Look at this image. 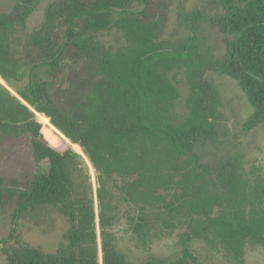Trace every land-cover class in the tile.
<instances>
[{"label":"trees","instance_id":"obj_1","mask_svg":"<svg viewBox=\"0 0 264 264\" xmlns=\"http://www.w3.org/2000/svg\"><path fill=\"white\" fill-rule=\"evenodd\" d=\"M217 2L223 12L215 25L233 37L221 59L193 35L160 43L157 24L130 0H59L25 38L23 51H37V58L23 61L19 35L30 10L17 5L0 14V137L27 136L37 166L1 242L4 264H99L91 185L75 148L96 173L102 264H133L114 232L122 221L142 246L181 230L177 259L150 255L142 264H199L190 251L194 241L235 261L249 245L264 247L260 169L247 173L239 158L204 165L194 151L198 141L214 140L217 133L221 103L206 80L209 72L237 83L252 108L247 129L264 124V0ZM186 16L194 33L203 16ZM108 35L115 46L107 45ZM69 51L89 77L79 92L66 98L61 90L65 98L55 100L48 78L62 73ZM173 71H182L189 91L181 118ZM35 113L60 136L38 123ZM45 207L70 224L65 243L50 254L25 243L15 229L25 215Z\"/></svg>","mask_w":264,"mask_h":264},{"label":"rangeland","instance_id":"obj_2","mask_svg":"<svg viewBox=\"0 0 264 264\" xmlns=\"http://www.w3.org/2000/svg\"><path fill=\"white\" fill-rule=\"evenodd\" d=\"M58 1L0 0V14L12 12L17 5L19 9L30 10L24 30L19 35L22 46H19L18 57L23 61H28L31 57L37 58V51H23L25 50L23 46L25 38L32 31L40 28L47 6ZM130 1L133 9H140L145 19L157 24L160 43L171 44L193 35L203 48L210 47L215 58L221 59L225 53L226 43L233 41V37L224 36L215 25L216 18L223 12V8L217 0ZM199 12L204 20L192 33L190 20L186 18V15ZM105 40L108 42L107 45L115 46L117 44L113 35H108ZM62 67V73L57 72L53 79L48 78L55 84L51 90V95L55 100L61 99V90L66 92V98L71 96L72 92H79L89 77V71L85 68L84 63L75 60L73 51L65 54ZM169 76L179 91L175 112L181 118L186 112L189 91L182 71H173ZM206 80L216 88L221 103L218 109L217 133L214 140L198 141L194 147L195 153L198 154L204 165H214L228 159L239 158L247 173L252 167H256L260 169V174L264 177V124L254 129L245 127L247 119L251 116L252 108L237 83L230 77L209 72L206 74ZM12 93L14 94L13 91ZM65 97L63 95L62 98ZM38 116L36 113L34 114L38 123L60 136L50 123L51 127L45 119L39 120ZM75 149L82 155L87 167V173H85L89 176L92 193V199H90L95 211L98 263L102 264L96 173L82 151L78 148ZM80 166L84 168L83 163H80ZM40 168L46 171L48 161H43ZM36 172L37 166L30 151V140L27 136L0 137V264L5 263V256L1 252L4 246L1 242L6 240L10 233L12 216L19 202V192L28 186ZM69 226L68 218H65L54 208L45 207L35 208L29 216L25 215L17 222L15 229L16 234L25 243L33 248H38L44 254H50L55 253L65 243V234ZM180 231L177 229L172 233H162L153 243L142 246L135 237L126 231L124 221L114 230L118 245L129 254L133 264L145 263L150 255L170 261L177 259L181 254L178 245ZM190 251L199 264H264V247L262 246H247L240 261L228 258L219 248L211 247L202 241H194L190 246Z\"/></svg>","mask_w":264,"mask_h":264},{"label":"water","instance_id":"obj_3","mask_svg":"<svg viewBox=\"0 0 264 264\" xmlns=\"http://www.w3.org/2000/svg\"><path fill=\"white\" fill-rule=\"evenodd\" d=\"M69 143V142H68ZM75 151V150H74ZM76 152V151H75ZM78 155H79V163H85V161H84V158L82 157V155H80L79 153H77ZM84 155V154H83Z\"/></svg>","mask_w":264,"mask_h":264},{"label":"bare ground","instance_id":"obj_4","mask_svg":"<svg viewBox=\"0 0 264 264\" xmlns=\"http://www.w3.org/2000/svg\"><path fill=\"white\" fill-rule=\"evenodd\" d=\"M39 117V116H38Z\"/></svg>","mask_w":264,"mask_h":264}]
</instances>
